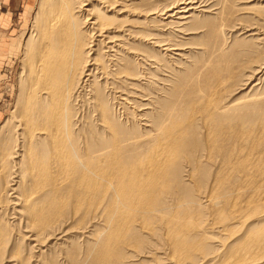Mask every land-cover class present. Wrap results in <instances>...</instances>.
<instances>
[{"label":"bare ground","instance_id":"bare-ground-1","mask_svg":"<svg viewBox=\"0 0 264 264\" xmlns=\"http://www.w3.org/2000/svg\"><path fill=\"white\" fill-rule=\"evenodd\" d=\"M46 1L26 44V87L19 90L24 102L16 119L10 116L0 127V264H29L32 257L37 264H128L129 253L141 258L155 248L166 249V264H191L214 229L223 242L220 264L264 259V224L247 231L264 217V110L255 109L264 97L252 106L240 103L242 97L225 105L218 95L250 69L237 89L243 90L264 65H240L236 50L224 54L214 47L207 65L223 64L208 67L207 82L192 74L183 77L184 86L172 83L169 97L149 101L146 130L129 129L111 114L93 72L138 92L141 69L156 63L160 45L136 32L135 24L121 31L119 18L142 15L154 32L156 15L160 26L179 32L181 20L193 21L196 0L142 14L135 9L139 0ZM220 1L222 23L231 14L229 0ZM210 27L212 34L219 29ZM86 88L93 91L101 127L86 116L89 122L79 123ZM234 233L242 243L228 246ZM74 234L84 241L75 242Z\"/></svg>","mask_w":264,"mask_h":264},{"label":"rangeland","instance_id":"rangeland-1","mask_svg":"<svg viewBox=\"0 0 264 264\" xmlns=\"http://www.w3.org/2000/svg\"><path fill=\"white\" fill-rule=\"evenodd\" d=\"M145 1L146 0L143 1L139 0L140 3L137 1L138 2L137 5L140 4L137 7H135L138 14H142L148 11L149 8L156 9L157 11L161 12L167 6H169L170 3L172 4V2L176 0H147V2ZM46 2H47L46 0H0V19H2L0 21V127L10 116L15 117L16 119V115L18 111L21 109L22 104L24 102V99L22 98L24 91L20 92L19 90L21 88L22 91L24 89L22 88V86L23 85L25 86V84L23 83H26L24 79L26 77V72H25L27 67L26 63L28 62V58H26L28 57L27 56L28 53L26 52V50H29L26 47V44L29 39L31 30H33V27L35 26V24H33V22H35V15L36 13H38V11L44 9V7L46 6ZM195 2H196L195 6L198 8L195 12H191L194 16V19L193 21L190 19L188 21L181 20L179 22V24L181 25L179 29L180 33L177 32L178 31L177 28L175 27L171 28L172 27L171 25H169L170 27L160 26L161 25V23H159L160 19L159 17H156V15L152 16V18H155V20L157 19L156 20L157 25L156 24H155L156 26L154 25V29H155L154 32L151 31L149 25L146 24V22H144L145 20L142 15L140 17L141 19L131 16H128L129 18L128 19L127 15L124 14L122 18L121 17L119 18L122 19L123 23L121 24V22L119 23L116 22V25L118 24L124 25L123 28L125 29L122 28L121 31L126 30V27H128L127 25L130 24V26L133 27V24H135L137 27L135 29L136 32L138 31L143 34H147L146 39H149L151 43L156 42L158 45H160L159 48H155V52L156 54H158L156 55V57L158 58L157 60H155L156 63L151 65L149 71L147 70V67L144 68L142 67L141 69V72H143V75H145L146 79L144 78V80H141V84H143L144 86H139L138 92L132 90L131 87L127 85V83L126 85L124 84V87H121L120 85L118 86V84H114L115 82H117V80L111 79V77H109V79L106 78L105 74H103L101 71L96 70L93 72V74L95 75L94 81L97 82L98 84V85L96 84V86L103 88L102 89L103 93L109 100V103L111 105L110 106L111 114L114 117L116 116L119 119L120 123L121 121L123 124L125 123V125L129 129L132 128L131 127L132 125H134V129L136 128V130L138 131L146 130L147 127H145V125L149 123L148 121H150L151 119L150 116H152L151 111L153 109V105H150L149 101L151 99L152 101H154L153 99L165 100L167 97H169V95L167 96V94L165 93H167L168 91V93L170 94V91H172L171 90L172 83L173 84L177 83L179 85V81H180V84L183 82V86H184L185 84L184 78L186 80L187 78H189L190 76L192 77L193 75H195L199 79L200 81L199 83L204 84L205 82H207L208 72L206 74L204 73L207 70H209L208 67H210V69L212 68L217 69L219 65L223 64L222 62L218 61L215 62L214 64L212 62L213 65H210L211 63L210 61L209 65H207L209 59V52L212 51L214 47L216 48V50L218 49L224 54L225 53L230 54L233 49L236 50L233 53V55L238 57L240 65L243 64L246 65L248 64V66L251 65L249 68H252L255 63H256L255 66H258L257 63L259 64L258 67H262L264 65L263 62L264 61V39H263L264 38V0H229L228 6L230 8L231 15H229L228 20L223 21L222 23H221V18H222L221 12L223 9V4L221 3L220 0H196ZM217 4H219L220 7ZM152 6L155 8H153ZM206 7L208 9H206ZM206 11H209L210 13H207ZM3 16H6V18H3ZM130 18H132V25L130 21H128L131 20ZM134 19L135 20L139 19L138 22L140 23L141 21V24L137 23V20L136 22L133 23V21H135ZM206 20L208 21L206 22ZM186 23H190V24H186ZM213 23L215 24V28L218 27L219 29L217 28L218 30H216V33L212 34L210 32L212 31V29L210 30L208 28L210 27V25H211L210 28H212V26H214ZM207 24L209 25L207 26ZM175 30L177 31L175 32ZM217 31H219L220 33ZM150 33H152L153 35H148ZM257 33L259 34L261 33V34L258 35ZM217 34L220 35V36L218 35L220 39L218 38V36H215ZM262 34L263 36H261ZM140 35L139 34L137 35L138 37H140L138 38L139 41L141 39ZM111 36L113 37V35ZM114 37L115 39H117L116 35ZM122 38L124 39L125 37ZM213 38L216 39L217 41L216 40L214 41ZM96 39H100V38H96ZM125 40L126 42L128 41L127 37L124 39V42ZM161 42L163 44L164 43L166 44L162 46ZM137 44H138L137 42L134 44L135 48H137V46H135ZM119 46H121V44ZM165 49H168L170 51H164ZM176 50H183V51L179 52ZM101 52H103V54L104 52L107 53L106 49L104 48ZM113 54L114 53L104 54V55L112 57L111 55ZM179 54H182L181 57L178 56ZM122 55L124 54L122 53ZM138 59L139 57H137V60ZM231 62L232 61L229 60L227 64ZM163 66L165 68H163ZM235 67L236 66H232L233 69ZM262 68L263 71L264 66ZM254 69H258V68L255 67ZM249 72L250 69H248L247 72L244 74V76H242V79L244 77L251 76ZM260 74H259L260 77L257 76L254 80L250 81L248 85L241 91H237V89L240 87L239 86L240 84L245 83V79L242 80L239 78L237 80V82L240 80L238 82L239 84L235 81L238 85L234 82L235 87L230 85L231 87L229 86L227 90L225 89L224 91L218 93L220 97L223 96L222 98L218 96L219 99L224 100V98H226L225 102L222 101V103L224 102L225 105L226 103L227 105L229 104L231 105V103L235 101L237 102V100H239L242 97L240 103L243 101V103L246 102L245 104L248 103L250 106H252L257 96L258 98L264 97V71ZM103 78H105L106 80ZM178 79H182V81ZM21 80L23 81L22 83ZM241 80L243 83L241 82ZM101 83L103 85H101ZM110 84L112 85L110 86ZM90 92H91V88L90 89L86 88L84 93L87 94L85 95L84 93H82L83 94L81 96L82 98L81 97L79 98L78 119L79 121H81L79 123H85L89 120V118H91L89 121H91L92 124L101 127L102 121L100 119L99 113L96 111L94 112V110L92 109L93 91L91 93ZM230 92L232 94L235 93V95L233 96ZM20 94H22L21 98H20ZM84 95L89 97H85ZM229 95H232L230 96L232 98L230 97L228 98L227 96ZM227 98H228V102L230 103L226 102ZM84 99L86 100L85 102ZM16 104L19 105V106L17 105L19 107L17 112L14 109L17 107ZM235 108L236 107H233L232 109ZM255 109L256 111L258 110L262 111V109L264 110V105H258L255 107ZM88 111L90 115H88ZM84 116L89 118L85 117L86 119H84ZM263 224H264V217L256 220V222L253 221L248 226L247 229L248 233L253 232ZM217 232L218 230L214 229L211 233H209L210 235L208 234L209 236L207 235V237L210 238L205 239L204 242L206 246L205 252L201 254L202 255L201 258L195 259L193 262H191V264H220L222 258L221 256L222 250H223L221 246L223 242L219 239V235L217 234ZM235 235L236 233H234L232 241H230L229 243L227 242V244H229L228 246L232 245V247H236L242 243V236L238 234L235 237ZM246 237H244L243 239L245 240ZM74 238L76 239L75 242L78 243L84 241L83 237L79 234H74ZM57 248L60 249V246H57ZM225 250L226 248L224 249V251ZM165 251L166 249L155 248L153 250H150L149 252L147 251L145 257H141V258H139L138 255L134 256L129 253L126 261L128 264H166L167 261L164 260L165 257L164 255H162V252ZM232 251L233 250L231 249L228 252H230L231 254ZM254 255H257V258L261 257L256 253H253V256ZM155 258H161L162 260H160V263H156L154 262ZM34 261H35V257H32L31 262H33V264H37V262L34 263ZM31 262H29V264ZM257 263L264 264V259H260V261Z\"/></svg>","mask_w":264,"mask_h":264},{"label":"crops","instance_id":"crops-1","mask_svg":"<svg viewBox=\"0 0 264 264\" xmlns=\"http://www.w3.org/2000/svg\"><path fill=\"white\" fill-rule=\"evenodd\" d=\"M3 18H6V16H3ZM2 19H0V21H1Z\"/></svg>","mask_w":264,"mask_h":264}]
</instances>
